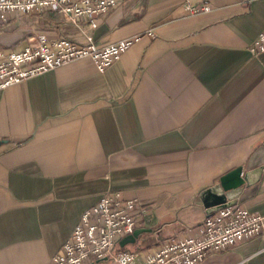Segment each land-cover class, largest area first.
I'll use <instances>...</instances> for the list:
<instances>
[{
  "label": "crops",
  "instance_id": "0c3cea01",
  "mask_svg": "<svg viewBox=\"0 0 264 264\" xmlns=\"http://www.w3.org/2000/svg\"><path fill=\"white\" fill-rule=\"evenodd\" d=\"M119 0L93 29L56 11L15 15L0 47L44 34L98 46L138 38L104 73L75 61L0 92V264H48L105 193L148 207L153 229L122 251L147 253L194 234L200 194L242 167H264V0ZM238 205L264 217V170ZM93 264H110L108 260ZM202 264H264V235Z\"/></svg>",
  "mask_w": 264,
  "mask_h": 264
},
{
  "label": "built area",
  "instance_id": "2783aa9c",
  "mask_svg": "<svg viewBox=\"0 0 264 264\" xmlns=\"http://www.w3.org/2000/svg\"><path fill=\"white\" fill-rule=\"evenodd\" d=\"M119 0H0V27L13 16L39 15L56 11L68 23H88L93 29L99 20L111 13ZM185 9L192 14L210 13L208 0H186ZM138 41H119L100 47L92 36L85 44L66 38L50 41L41 34L19 51L0 47V92L27 79L56 70L83 59H91L99 73L118 62ZM253 55L264 54V32L252 44ZM148 207L136 199H125L121 193H105L98 203L80 217L69 240L48 264H93L108 260L110 264H202L210 255L234 248L239 243L264 235V217L240 205L206 215L194 234L178 235L147 253L116 250L117 244L141 227Z\"/></svg>",
  "mask_w": 264,
  "mask_h": 264
},
{
  "label": "water",
  "instance_id": "95a60500",
  "mask_svg": "<svg viewBox=\"0 0 264 264\" xmlns=\"http://www.w3.org/2000/svg\"><path fill=\"white\" fill-rule=\"evenodd\" d=\"M263 170L264 167H260L250 172H244V169L239 167L222 177L213 187L204 190L199 198L206 211V215L209 216L219 210L237 205L243 190L260 181ZM170 220H172V218L163 220L153 229L138 228L133 235L122 239L117 244L116 250H122L129 245H134L144 236H153L164 223Z\"/></svg>",
  "mask_w": 264,
  "mask_h": 264
}]
</instances>
